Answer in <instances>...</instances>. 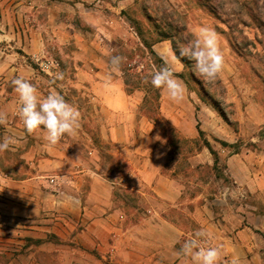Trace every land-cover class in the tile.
Here are the masks:
<instances>
[{"label":"rangeland","instance_id":"rangeland-1","mask_svg":"<svg viewBox=\"0 0 264 264\" xmlns=\"http://www.w3.org/2000/svg\"><path fill=\"white\" fill-rule=\"evenodd\" d=\"M73 1L78 0H36V6L45 5L48 9L57 10V3L70 5ZM229 1L210 0L215 5L226 3V6ZM80 2L84 6L81 14L74 16L68 11L62 12L66 16L63 22H67L68 29L72 25L89 42H99V48H93V53L107 58L108 67L112 55L126 57L120 71L114 74L122 79L128 97L133 98L137 94L141 99L133 109L128 105V110L121 111L125 115L130 141L119 144L109 139V127L103 126V113L91 97L76 91L64 96L80 112V126L76 132L87 135H83L85 140H71L69 151L77 150L96 173L112 184L114 205L123 206L128 216L123 227L135 225L147 210L140 202V195L133 190L134 186L124 183V177L132 171L134 163L140 161L142 164V161L150 160L160 166L161 174L182 187L181 201L186 202L190 211L194 206L205 205L203 214L207 224L222 236L215 243L211 239V245L220 250H230V239L239 225L246 223L241 218L246 216V211L260 215L264 222V205H261L258 195L237 184V178L249 172L255 185L264 173V48L255 40L256 36L264 40L262 30L255 25H239L243 35L252 43L249 45L251 56H244L230 44L223 32L226 27L204 8L201 0ZM256 3L258 8L262 6L261 0H256ZM229 7L232 5L225 8ZM254 13L257 14L256 11ZM82 16L89 23L83 21ZM199 27L213 29L218 34L224 57L225 70L212 83L205 82L196 73L194 61L187 57H183L186 64L177 59L171 65L159 55L168 51L172 56L174 47L180 53L181 48L194 39L193 29ZM110 31L116 33L110 36ZM96 34L101 36L102 41ZM160 34L167 38L160 39ZM142 40L150 44L153 51L156 46L157 51L154 52L158 59L151 56ZM39 64L40 71L49 76L61 67L57 58L50 55L40 60ZM164 66L169 67L184 85V98L179 103L171 101L163 89L157 90V97L156 88L150 83L152 74ZM71 70H74L73 66L68 68V71ZM14 119L18 121L19 116L15 114ZM8 126L12 125L8 123ZM2 129L0 125V131ZM198 129L202 136L198 134ZM161 139L165 141L163 145ZM204 141L211 145L217 160L204 147ZM220 142L233 147H222ZM29 146L34 144L28 141L26 149ZM135 150L139 153H134ZM40 159L38 156L33 158V165L36 166ZM26 167L28 165L19 158V153L10 150L0 153L2 171L17 173ZM262 186L264 189V182ZM262 196L264 198V191ZM66 217L65 213L58 212L48 218L52 219L51 226L54 227L55 223L64 224ZM173 217L178 220L180 228L195 231L190 219L187 221L178 212ZM4 225L0 222V229ZM252 231L254 250H264V233ZM193 234L182 238L181 246ZM117 239H109L107 250H115L113 241L117 242ZM46 241L58 245L61 237L51 233ZM61 244L66 247L72 245L67 241Z\"/></svg>","mask_w":264,"mask_h":264},{"label":"crops","instance_id":"crops-1","mask_svg":"<svg viewBox=\"0 0 264 264\" xmlns=\"http://www.w3.org/2000/svg\"><path fill=\"white\" fill-rule=\"evenodd\" d=\"M80 1L57 3L55 10L36 6V0H0V114L7 118L0 141L15 138L18 144L10 151L19 153L28 165L17 173L0 169V222L6 224L0 229V264H190L180 252L182 238L204 231L215 243L222 236L207 224L205 205L190 211L181 201L182 187L161 174L160 166L150 160L142 164L139 161L124 177V183L134 186L147 210L135 225L123 227L128 216L123 206L114 205L112 184L96 173L77 150L68 149L71 140H85L84 132L65 135L57 144L49 145L42 133L29 134L20 118L14 119L18 97L11 81L23 76L42 95L55 89L63 96L76 91L91 97L103 113L109 139L119 144L130 141L121 111L128 110V105L133 109L141 97H128L117 73L109 79L107 58L93 53L99 42H89L63 22L66 16L62 12L81 14L84 6ZM82 20L88 22L84 16ZM115 33L108 32L110 36ZM154 49L157 51L156 46ZM163 53L166 55L159 54L161 59L173 65V55ZM48 55L56 57L61 66L51 76L39 68V61ZM70 66L74 70L68 71ZM28 141L34 146L26 149ZM36 156L42 159L34 166ZM263 182L264 173L256 186L249 172L237 178L239 186L258 195L262 206ZM58 212L67 217L64 224L55 223L53 227L48 217ZM177 212L190 219L195 231L178 226L173 217ZM245 217L241 218L246 223L239 225L228 243L230 250H220L219 264H264V250H254L252 243V230L264 233L263 217L251 211H246ZM51 233L61 237L60 244L46 241ZM113 237L118 238L113 241L115 250H107ZM64 241L72 245L66 247L61 244ZM224 243L226 246L227 241Z\"/></svg>","mask_w":264,"mask_h":264},{"label":"clouds","instance_id":"clouds-1","mask_svg":"<svg viewBox=\"0 0 264 264\" xmlns=\"http://www.w3.org/2000/svg\"><path fill=\"white\" fill-rule=\"evenodd\" d=\"M193 36L194 39L190 44L181 48L180 56L194 61L196 73L205 82L212 83L226 67L218 34L213 29L199 27L193 29ZM172 59L177 60L175 53ZM125 60L126 57L120 55L111 56L108 67L109 79L112 73L120 71L121 64ZM11 83L18 97L17 115L27 133L40 132L49 145H55L63 136L73 135L78 130L79 110L55 89L50 90L47 95H42L36 85L23 76L15 77ZM150 83L156 89L165 90L171 101L179 103L184 98L183 83L167 66L155 71ZM5 124L7 118L4 114H0V125ZM160 142L162 145L165 143L163 139ZM17 144L18 141L13 137L0 141V153L10 150ZM211 238V235L204 231H196L190 239L184 241L180 252L190 264H219L220 249L212 245L203 246V242ZM233 264L236 262L233 261Z\"/></svg>","mask_w":264,"mask_h":264},{"label":"trees","instance_id":"trees-1","mask_svg":"<svg viewBox=\"0 0 264 264\" xmlns=\"http://www.w3.org/2000/svg\"><path fill=\"white\" fill-rule=\"evenodd\" d=\"M203 2L204 8L213 14L221 24L226 27V31H223L230 44L241 54L244 56H251V51L249 49L250 41L243 35L242 31L240 30L239 25L249 27L255 25L262 30V37L264 38V0L262 1V6L258 8L256 0H248L244 2H238L235 0H230L227 6L232 5V7L225 8L226 3H220L218 5L213 4L210 0H201ZM260 9L259 11H257ZM254 11L257 12L255 15ZM149 18V16H147ZM161 33V32H160ZM137 34L141 37V33L137 30ZM161 38H167L164 34H160ZM256 42L263 46L264 48V40L255 38ZM144 46L148 49L151 56L158 59V56L155 52L151 49V45L145 43L143 40ZM173 51L179 61L183 64H186L183 57L180 56V53L176 49L173 48ZM182 79V77L180 76ZM158 89H156L157 97H158ZM160 90V89H159ZM198 134L202 136V132L198 129ZM222 147H233L224 142H220ZM204 147L210 152L211 155L214 156V160H217L216 153L212 149L211 145L204 141Z\"/></svg>","mask_w":264,"mask_h":264},{"label":"built area","instance_id":"built-area-1","mask_svg":"<svg viewBox=\"0 0 264 264\" xmlns=\"http://www.w3.org/2000/svg\"><path fill=\"white\" fill-rule=\"evenodd\" d=\"M192 237V236H191ZM191 237H188V239H190ZM211 240V239H210ZM210 240H207V241H204L203 242V246L207 247L209 245H211V241Z\"/></svg>","mask_w":264,"mask_h":264}]
</instances>
